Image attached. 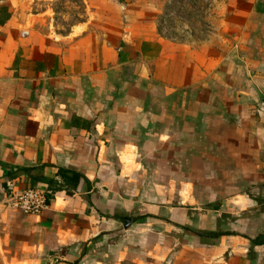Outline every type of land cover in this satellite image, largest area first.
<instances>
[{
	"label": "crops",
	"instance_id": "1",
	"mask_svg": "<svg viewBox=\"0 0 264 264\" xmlns=\"http://www.w3.org/2000/svg\"><path fill=\"white\" fill-rule=\"evenodd\" d=\"M250 2L222 40L189 43L143 0H100L62 38L0 0V264H264V0ZM28 188L49 208L6 207Z\"/></svg>",
	"mask_w": 264,
	"mask_h": 264
},
{
	"label": "rangeland",
	"instance_id": "2",
	"mask_svg": "<svg viewBox=\"0 0 264 264\" xmlns=\"http://www.w3.org/2000/svg\"><path fill=\"white\" fill-rule=\"evenodd\" d=\"M100 0H24L31 13L30 29L62 38L72 27L80 32L82 22L93 13ZM155 9L162 34L172 41L222 40L224 27L241 24L245 3L250 0H143ZM254 1V0H251ZM34 28V29H33ZM43 35V34H42ZM227 35V34H226Z\"/></svg>",
	"mask_w": 264,
	"mask_h": 264
},
{
	"label": "built area",
	"instance_id": "3",
	"mask_svg": "<svg viewBox=\"0 0 264 264\" xmlns=\"http://www.w3.org/2000/svg\"><path fill=\"white\" fill-rule=\"evenodd\" d=\"M5 204L8 209L39 214L49 208V199L45 191L28 188L16 196L9 197Z\"/></svg>",
	"mask_w": 264,
	"mask_h": 264
},
{
	"label": "trees",
	"instance_id": "4",
	"mask_svg": "<svg viewBox=\"0 0 264 264\" xmlns=\"http://www.w3.org/2000/svg\"><path fill=\"white\" fill-rule=\"evenodd\" d=\"M257 229H258V225H256L255 226V231H257ZM202 235H204L205 234V232H203V233H201ZM210 236H215V237H217L220 233H218V234H215V233H213V234H211V233H208ZM206 235V234H205ZM252 242L254 243V244H263L264 243V231L263 232H261L258 236H257V238L255 239V240H252Z\"/></svg>",
	"mask_w": 264,
	"mask_h": 264
}]
</instances>
